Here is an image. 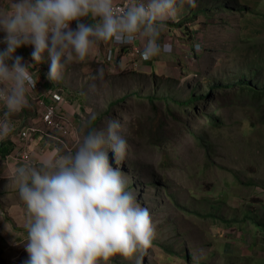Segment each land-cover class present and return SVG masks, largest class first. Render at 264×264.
I'll return each instance as SVG.
<instances>
[{"label": "rangeland", "instance_id": "obj_1", "mask_svg": "<svg viewBox=\"0 0 264 264\" xmlns=\"http://www.w3.org/2000/svg\"><path fill=\"white\" fill-rule=\"evenodd\" d=\"M9 3L0 0V8ZM224 3L225 11L199 14L191 21L199 11ZM164 22L159 27V35L167 34L162 43L172 42L177 48L170 55L159 53L143 62L130 56L131 43L129 52L118 50L115 59L106 62L90 51L83 61L73 59L65 64L55 81L46 78L50 65L46 51L34 63L31 45L17 48L14 55L21 56L22 63L40 80L38 96L43 90L56 89L72 108L66 116L57 104L59 118L65 129L71 128L75 141L60 129L47 127L42 135L57 133L65 141L59 147L64 154L74 150L88 128H103L109 118L121 125L126 155L116 165L113 152L106 149L108 161L120 168L127 190L148 209L154 236L146 249H138L130 257L116 254L101 264H264V113L259 103H235V95L228 89L219 106L212 103L216 93L209 90L208 99L196 106L214 116L204 117L200 111V116L192 115L188 121L178 103L192 92L204 93L214 82L225 85L236 80L240 73L264 76V0H194L193 4L184 0L178 4L175 18ZM102 45L100 54L105 58ZM243 94L246 99L248 95ZM149 96L156 99L155 104ZM15 114L8 118L10 126L18 117ZM93 114L99 119L95 126ZM207 117H217L216 124H220L214 127ZM29 127L21 128L19 134ZM151 136L159 143H148ZM48 140L52 138L48 136ZM21 142L26 146L23 152L28 153L26 161L35 164L27 147L30 141L17 140L14 148ZM22 145L15 151L18 161ZM1 158L0 211L8 209L9 202H15L13 195H18L11 182L13 174ZM245 213L250 217L244 218ZM220 218L244 222L226 224ZM18 242L14 250L18 264H23L28 254L25 241ZM162 245L174 252L185 247L192 258L186 263L166 253Z\"/></svg>", "mask_w": 264, "mask_h": 264}, {"label": "clouds", "instance_id": "obj_2", "mask_svg": "<svg viewBox=\"0 0 264 264\" xmlns=\"http://www.w3.org/2000/svg\"><path fill=\"white\" fill-rule=\"evenodd\" d=\"M183 2L133 0L118 8L114 0H10L0 8V44L4 45L0 48V140L8 137V118L27 105L26 93L37 81L22 57L14 55L17 48L31 45L34 63L46 51L50 81L59 78L65 64L83 61L102 41L127 44L139 35L141 61L146 62L161 50H177L172 42L162 48L157 39L160 23L175 18ZM85 17L91 22H83ZM72 21L75 27L70 26ZM98 72L102 74V69ZM120 127L118 120L109 118L103 128H88L74 150L15 168L11 182L26 207L28 255L23 264H101L116 254L130 257L150 245L154 228L149 211L127 190L120 168L108 161L106 149L113 152L116 165L126 155L127 141ZM67 129L70 135L71 128Z\"/></svg>", "mask_w": 264, "mask_h": 264}, {"label": "crops", "instance_id": "obj_3", "mask_svg": "<svg viewBox=\"0 0 264 264\" xmlns=\"http://www.w3.org/2000/svg\"><path fill=\"white\" fill-rule=\"evenodd\" d=\"M82 21L85 23L91 22L89 18L87 17L82 18ZM163 23L165 22L163 21ZM75 24H76V21L72 22L70 26L75 27ZM165 32L167 31L165 30ZM159 33H161V30H159ZM165 37H167L166 33L159 35L157 39V43H159L162 47L164 45L162 42L166 41ZM138 39L139 40L136 42V44H139V46L142 47L143 38L139 36ZM102 44H104V50H105L104 52H106L107 48L112 44V42L111 40L99 42L92 47L91 52L97 56L99 55L98 59H101V61H104V56L101 58V54H100L102 53L101 52ZM117 49L122 50L121 46H118ZM160 53L162 55L164 54L170 55L172 52L167 53L161 50ZM31 65L33 66V68H36L35 65L33 64ZM35 74H36V71H35ZM33 76L38 82H40L37 76L35 75ZM26 95H27L28 103L21 111H19L18 113L14 115L18 117L16 121L11 123V126H10L11 131H12L11 133L13 134L9 133V135L11 134L12 136L8 135L7 138H10V141L13 143L17 142V140H23V138H21L19 134V131L21 130V128L23 127L25 128L26 126H35L37 128L36 133H33V134L30 133V135L24 139H27L28 141H30L29 142L30 145L27 147L32 156L31 160L36 163L37 160H40L44 157L53 156L54 154H57V153L61 154L59 147L63 143H54L48 140V136L42 135L43 132L47 131L48 128L46 127L44 121L42 120L41 108L38 104V99H39L38 90L33 91V89L29 88ZM66 102L67 101L65 100L62 101V104L60 106L61 108L60 113H63V115L68 116L71 113L72 108L71 106H68ZM79 109L81 111L80 106L78 107V111ZM14 133H18V134L15 135ZM72 136H70L71 139L75 141V139ZM20 145H22V142L21 144L16 145L10 154H8L6 157L1 158L2 163L6 164L7 171H9L10 169V172L12 174L14 173V169L19 165V161L16 159L17 157H15V154H18V153H16L15 151L17 150V148H19ZM24 149H26V146L22 145V149L18 152L21 153ZM15 194L13 195L15 202H9L8 209H3L2 211H0V243H1L0 244V264H18L17 262L18 258H17V254L14 248L17 247L16 245L19 243L18 241L20 239L24 240L26 236V232L23 227V224L26 218V207L24 203L19 199L18 195L17 194L15 195ZM4 210L6 211V213ZM3 242H4V246H2Z\"/></svg>", "mask_w": 264, "mask_h": 264}, {"label": "trees", "instance_id": "obj_4", "mask_svg": "<svg viewBox=\"0 0 264 264\" xmlns=\"http://www.w3.org/2000/svg\"><path fill=\"white\" fill-rule=\"evenodd\" d=\"M199 6L200 5H198L197 8H199ZM225 9H226L225 3L223 5L222 4H216L214 7L210 8L208 11H199L197 14H195V16H193V18H191V21H192V19L194 21L195 20L194 17H197L199 14L211 16L213 13L220 12L222 10L225 11ZM240 11H244V10L242 9ZM226 22H227V20H226ZM228 89H230L229 93L232 92L235 95V103L239 102L238 104H240V103L244 104L245 103V104L254 105L256 102H258L260 107H261V112L264 113V76L260 72H253V74L251 76H247V73H245L243 75H241V73H240L239 77L236 80L227 81L225 85L215 84V82H214L213 84H211L208 87L207 90H205L204 93L192 92V93H190L188 98L182 100L181 102H178L182 105V110H181L182 113L187 114V118H186L187 121L190 120V117L192 115L200 116V113L204 117H206L207 114H209V116H214V114L209 113L207 110H203V109L198 110L197 106H196L197 103L204 101V99L208 96V95H206L207 92L209 90H211V91L213 90L214 93H216V94L214 96L215 100H213L212 103L220 106V105H222V102L226 99V96H224L223 93H225L226 92L225 90H228ZM220 90H223V91H220ZM243 93H246L248 95V96H246L247 97L246 99L243 97V95H244ZM203 95H205V96H203ZM239 98H242V99H239ZM148 99L153 101L152 104H155L154 100H156V99L153 96H149ZM167 99H170V98H164L162 100H167ZM207 99H208V97H207ZM185 107H187V109ZM180 118H182V117H180ZM206 119L211 121V123H215V124H212L214 127L218 126L220 124V122L218 124H216L217 123L216 122L217 117H214V118L207 117ZM98 120H99L98 118L93 120L92 125L95 126V124L97 123ZM152 121H154V120H152ZM181 122L185 123V121H181ZM151 134H153V132H151ZM148 143L158 144L159 141H158V138L151 136L150 139L148 140ZM206 146L208 149L212 148L211 146H209L207 144H206ZM13 148H14V144H13V142L10 141L9 138H5V139L1 140L0 141V157H6L8 154H10L12 152ZM156 185H158V184H155V186ZM131 186L133 187L134 185H131ZM156 189H157V192H159V189L157 187H156ZM245 215L246 216H244V218L250 217V215H248V213H245ZM214 218H216V216ZM220 219L225 221L226 224H234L236 222V220H230L229 221V220H226L224 218H220ZM242 222H244V220H240L236 223H242ZM257 222H259V221H257ZM258 224H262V222H259ZM163 247H164V250L166 253H168L172 256L177 255V256L181 257L183 260H185L186 263H188L189 260L192 258L191 254L188 253L189 250L185 247L184 248L181 247L178 252H174L169 247H165V246H163Z\"/></svg>", "mask_w": 264, "mask_h": 264}, {"label": "built area", "instance_id": "obj_5", "mask_svg": "<svg viewBox=\"0 0 264 264\" xmlns=\"http://www.w3.org/2000/svg\"><path fill=\"white\" fill-rule=\"evenodd\" d=\"M114 4L116 7L120 8V7H124V6L128 5L129 2L125 1L123 3V1L121 0L120 2H117ZM138 38H139V35L136 37V39H134L132 42L127 43V44H121L118 42L111 41L112 44L110 47H108L104 60L108 62V60L114 59L115 54H116V48L118 46H128L131 43H132V45L130 47L131 48L130 49L131 56L139 57L140 59L141 58L144 59L140 55V51L142 48L135 43V41ZM128 52H129V49H128ZM33 78H34V76H33ZM34 80H36V79L34 78ZM30 88L38 90L39 88H41V86H40V83L38 81H36L35 86L30 87ZM62 101H63V96H62L61 92H59L58 90H56V89L44 90L42 96L39 98V106L41 108L42 120L44 121L46 127L51 128L53 130L54 129H57V130L60 129L61 131H64L67 134L68 129H65V126H64L62 120L57 118V104H58V106H60ZM36 131H37V128L35 126H30L28 128V131L23 132V135L21 133L22 138H27L30 135V133L33 134ZM47 136L51 137L52 141L54 143H65L64 140L57 137V133H55V134L47 133ZM19 157H21L19 159V163L21 165L22 163H24L27 160L26 158L28 157V153L23 152V154Z\"/></svg>", "mask_w": 264, "mask_h": 264}, {"label": "bare ground", "instance_id": "obj_6", "mask_svg": "<svg viewBox=\"0 0 264 264\" xmlns=\"http://www.w3.org/2000/svg\"><path fill=\"white\" fill-rule=\"evenodd\" d=\"M121 48H122V46H121ZM21 133H22V132H20V136H21V138H22V135H21ZM23 139H24V138H23ZM24 150H26V149H24Z\"/></svg>", "mask_w": 264, "mask_h": 264}]
</instances>
